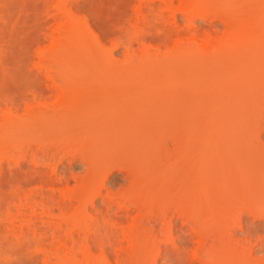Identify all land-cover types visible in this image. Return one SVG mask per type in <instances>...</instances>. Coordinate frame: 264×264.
<instances>
[{
  "label": "rangeland",
  "instance_id": "1",
  "mask_svg": "<svg viewBox=\"0 0 264 264\" xmlns=\"http://www.w3.org/2000/svg\"><path fill=\"white\" fill-rule=\"evenodd\" d=\"M183 1L174 0V6L171 9H164L161 1L150 0L149 3L153 9L148 16H144L135 13L139 0H0V264H176L178 262L190 264L181 259L182 254L181 256L175 254V249L178 251L182 248L179 247L180 242L175 241V244L179 246L172 244L174 243L172 240L174 238L177 240L179 237L176 226L178 227L179 222L181 223V217L175 216L176 212L173 208L181 205V209L178 206L181 211L185 209L189 212L190 208L194 207L200 211L198 206L203 210L206 208L205 205L209 204L206 202L209 195L208 201L210 202L213 197L212 202H215L209 204L206 212L200 211L201 213H207L206 216L211 217L216 215V213L210 215L212 205H214L213 212L215 208V212L218 209V213L229 206L228 208L233 209L228 210L231 216L233 215L231 212L234 211L235 215V211L238 210V204L242 208L244 195L247 197L249 195L246 194L261 189V192H264V179L261 180V176L264 178V163H261L264 162V80L261 83V79H264V65L262 66L264 64V45L262 44L264 43V39L262 41L264 0H191V2L194 1L191 5L204 7L207 13L204 16L201 11L205 9H199L202 16L195 15L192 23H189L190 17L189 19L181 13L180 9L185 8L184 5L187 7L186 4L190 3L188 0ZM141 2L145 3L144 0ZM158 13H161L163 19L169 22L176 20L174 31L163 28V24L160 25V22L155 19ZM178 32H180L179 35ZM261 45L263 47H260ZM182 47L190 50L186 54L179 53L177 49L182 51L184 49ZM258 48L263 51H259ZM257 66L263 70L259 69L263 77L258 72L255 73L258 70ZM248 70L253 71V74L250 75L251 72L248 73ZM242 72L245 74L243 75ZM226 102H229L230 106ZM246 126H248L247 129H245ZM188 129L191 131L189 132ZM254 130L257 134L255 136ZM189 135L192 139H189ZM247 135L250 136L247 137ZM233 137L237 138L234 140ZM178 138L181 141L182 139L190 141L186 148L181 144L184 147V149L181 147L182 151L179 145L180 151L177 154L178 149L175 146L181 143ZM173 139L174 141L178 139V144ZM256 139L261 145H259L260 148ZM185 142L188 143V141ZM182 143L186 144L184 141ZM234 144L237 146L236 149H233ZM203 147H207L206 150L202 149ZM190 149L193 150H191L193 154ZM200 150L202 154H207H203V157L206 156L205 160L200 155ZM186 151L191 157L186 156ZM183 154L191 161L184 160ZM177 155L183 159H179ZM208 155L211 156L209 160H207ZM96 159H98L96 162L100 161L101 165L98 164L101 169L99 173L100 169L95 165ZM176 159L177 162H174ZM222 161L227 162L222 163ZM205 162L207 171L204 168V171L201 169L202 171L198 172L196 167H199V170L204 167ZM219 162L222 164L220 165ZM180 163L182 167L179 166ZM177 164H179L178 167ZM179 167L181 171H176ZM255 167L259 168L260 174H257ZM194 168L196 173H193ZM252 169L255 170L257 179H254L255 174ZM220 171L222 174L227 171L228 173L225 174L228 176L231 174V179L223 174L226 180L221 182ZM84 172L86 175H82ZM201 172H203L202 176H200ZM206 172L207 174L209 172V177L204 175ZM212 172H216L217 178ZM198 173L200 174L197 175ZM126 174L127 177L131 174L128 181ZM181 175L187 176L186 178L190 180L181 178ZM204 176L206 179L205 181L202 179V182L201 178ZM97 177H101L102 180ZM95 179L100 181L97 182ZM92 180L95 182L93 183ZM142 181L145 185L147 183L150 192L147 191V186L146 188L142 186ZM188 181L193 182L194 185ZM251 181H255L254 184ZM89 182L91 186H88ZM226 182L230 185L229 187L228 184H223ZM198 183L203 187V183H206L205 189L206 185H208L207 188L213 189L209 192L208 188L207 192H204L205 189L201 188L204 191L200 193ZM231 183L235 188L239 184L237 186L239 189L232 188ZM183 184L187 185L189 191L187 189L185 191L187 187H183ZM196 184L199 193L192 191ZM96 185L98 188H95ZM141 186L142 192L141 188L139 190ZM107 187L108 190H112V195L118 198L115 199L112 196L116 201L109 198L110 203L115 204H109L110 206L107 205L108 207L105 208L103 207L105 203L101 205L97 203L100 196L96 192L100 188L99 192H104L106 196ZM179 187H182L180 193H178ZM246 187L251 188V192ZM173 189L176 190L171 193ZM84 190L85 193H83ZM237 190L241 191L240 194L244 192V195L237 197L239 194ZM113 191L114 193L117 191L118 196H116L117 193L113 194ZM80 192L85 195L81 196ZM109 192L111 194V191ZM143 192L146 194L143 195ZM203 193L208 195L204 197ZM171 194L175 195H173L174 198ZM197 194L199 197L194 202ZM228 194L235 197L230 200L235 201L237 197L236 201H238L241 197L242 201L236 204V201L231 202L228 199L229 204L233 203V208L229 204L224 207L219 206L221 210L224 208L220 211L217 206L221 204L220 196L223 195L222 198L227 201L226 197L232 198ZM88 196L95 199L92 206L89 201L91 197ZM203 198L206 200L204 201ZM217 198L220 200L216 202ZM142 201L143 207H146L144 210L148 209L146 215L155 210L153 215L147 218L145 214L144 217L140 216L144 211L140 208ZM124 202L129 203L126 204L129 207H126ZM96 205L105 208L103 211L98 207V212H107L95 213ZM107 208L109 209L106 210ZM153 208L154 210L151 211ZM157 209V213L161 210L159 214L156 213ZM165 209L169 212L163 217L164 214L161 212H166ZM119 211H126L124 213L127 218ZM170 211H174V214ZM137 212L139 218L136 217ZM223 213L226 215V212H222L219 214L220 218L224 216ZM99 214L102 216L107 214L111 220H117L116 214H120V219L117 222L110 221L107 215L108 218L105 216L103 218ZM160 215L163 218L173 217L172 223L175 218L177 220L175 219L173 223L175 225L173 228L176 230L172 231V235L176 237L173 236L174 238L168 241L161 240L159 247L154 245L155 240L149 241V239L152 238L150 235L154 228L158 229L157 231L155 229L156 233L158 232L157 235H163L159 230L163 226L162 222L159 220L154 224L150 222L152 218L161 217ZM217 216L214 218L217 219ZM227 216L224 218L230 217ZM248 217V220L253 221L251 215ZM105 218L107 224L104 222ZM143 218H146L144 220L146 230L141 220ZM214 218L212 221L215 220L214 223H216L217 220ZM97 220H99L98 223ZM167 220L164 219V221ZM223 220L228 219H221L220 222ZM108 221L111 225L114 222L118 223V226L113 224L116 227V233L113 225H109ZM132 221H135V224L138 222L139 226L131 225ZM99 222H103L102 228ZM104 223L108 225L106 232H104L106 230ZM121 223L124 224L121 225ZM185 225L183 228L188 229L189 226ZM121 226L125 233L123 231L121 233ZM127 227L129 230L130 227L135 228L134 230L140 227L141 229L135 232L132 229L131 234ZM98 228L104 235L98 236L97 239L96 236L101 235ZM148 229L147 234L143 232ZM223 229L227 230L222 231L227 235L228 229L226 227ZM108 231L117 235L113 237L118 238L117 244L115 239H109L113 234L110 236ZM150 231H152L151 234ZM235 232L236 237H243L242 230L236 229ZM262 232L260 230L259 234L261 235ZM105 233H108L107 236L110 237H107ZM148 234L149 239H147ZM223 234L226 237L225 233ZM252 236L256 237V235ZM94 237L97 240L94 239V241ZM99 237L112 240L110 245L116 244L115 247L110 246L106 240H104L106 243L102 240L104 242L102 244ZM130 237L132 239L129 241L133 242L132 244L128 243ZM208 241H205V244ZM190 243L186 246L187 253L185 249L186 255L190 256L196 252L202 254L204 248L201 250V247L208 246L199 245L196 241ZM142 244H144L143 247ZM182 244L185 245L184 242ZM102 246L104 248L101 249ZM103 249L107 250L102 251ZM263 251H256L257 257L259 252H262V255L260 254L262 257ZM169 252L173 254L172 258L176 256L177 261L169 258L176 261L175 263L166 257L171 256ZM194 262L201 263L199 259L193 260L192 263ZM244 262L241 264H253L249 261Z\"/></svg>",
  "mask_w": 264,
  "mask_h": 264
},
{
  "label": "bare ground",
  "instance_id": "2",
  "mask_svg": "<svg viewBox=\"0 0 264 264\" xmlns=\"http://www.w3.org/2000/svg\"><path fill=\"white\" fill-rule=\"evenodd\" d=\"M141 1H142V0H139V2H138V6H137V8H136V10H135V13H136V14H143L144 16H148V13L153 9V8L151 7L150 3H149L150 0H147V1L144 0L145 3L141 2ZM158 1H161V2L164 4V9H171V8L174 6V2H173L174 0H158ZM179 1H180V0H179ZM182 1H183V0H182ZM188 1H189L190 3H189V4H186L187 7L184 5L185 8L182 7L183 9L181 8L180 10H181V13H182L183 15H185L186 17L188 16L187 18H189V17L191 18V22L189 21V23H192V22L194 21L193 19H194V16H195V15H196V16L198 15V16L200 17V15L202 16V14H203L204 16L207 14V13H205L206 9H205L204 7H201V6L197 7L198 5H196V6L194 7L193 5H191L194 1H193V2H191V0H188ZM188 1H186V2H188ZM183 2H184V1H183ZM193 4H194V3H193ZM188 5H189V6H188ZM196 7H197L198 10L196 9ZM143 8H145L147 11H145ZM202 8H204L205 10H202ZM199 9L202 10V11H201L202 14L199 13V12H200ZM203 11H204V13H203ZM198 16H197V17H198ZM204 16H203V17H204ZM180 17H181V16H180ZM190 18H189V19H190ZM155 19H156L157 21L160 22V25L163 24V26H164V27L162 26L163 28H166V29H168V30H170V31H174V29H175V25H176V20H174L173 22H169V21H167L166 19H163V16H162L161 13L156 14V15H155ZM162 19H163V20H162ZM263 23H264V22H263ZM191 25H192V24H191ZM193 25H194V24H193ZM179 33H180V32H178V35H179ZM261 36H263V35H261ZM258 37H259V36H258ZM263 39H264V37L262 38V41H263ZM260 40H261V37H260ZM257 41L259 42V40H257ZM260 43H261V41H260ZM262 44L264 45V43H262ZM260 47H263V46L261 45ZM182 48H184V47H182ZM182 48H181V49H182ZM256 48H257V46H256ZM181 49H180V50H181ZM184 49H185V50H184ZM184 49H183L182 51H179V49H177V50H178L179 53L181 52V53H183V54H186V52L190 50V49H188V48H184ZM258 49H260V48H258ZM256 50H257V49H256ZM172 51H174V49H172ZM259 51H263V50L260 49ZM170 52H171V51H170ZM174 52H175V51H174ZM174 52H172V53H174ZM178 52L176 51L177 56L179 55ZM166 53H167V52H166ZM172 53H170V54H172ZM260 53H261V52H260ZM262 53H263V52H262ZM174 54H175V53H174ZM183 54H181V55L183 56ZM166 55H167V54H166ZM168 55H169V52H168ZM168 55H167V58H168ZM169 56H170V55H169ZM257 65H258V64H257ZM263 65H264V64H262V66H263ZM259 66H261V64H259ZM262 66H261V69H262ZM255 67H256V66H255ZM255 67H254V68H255ZM254 68H253V69H254ZM257 68H258V66H257ZM253 69H251V70H253ZM255 69H256V68H255ZM259 69H260V67L258 68L257 71H255V73H256V72L259 73V72H260ZM261 69H260V70H261ZM263 69H264V67H263ZM251 70H248V73L251 72ZM253 71H254V70H253ZM253 71L250 73V75L253 74ZM261 71H263V70H261ZM245 72H247V70H246ZM263 72H264V71H263ZM242 74L244 75L245 73L242 72ZM256 74H257V73H256ZM259 74H261L260 76L263 77V76H262V75H263L262 73H259ZM259 74H258V75H259ZM246 77H247V75H246ZM255 77H256V76H255ZM244 78H245V76H244ZM248 78H249V77H248ZM251 78H252V77H251ZM256 78H258V77H256ZM259 78H260V77H259ZM249 79H250V78H249ZM260 79H261V78H260ZM260 79H259V80H260ZM252 80H253V79H252ZM256 80H257V79H256ZM262 80H264V79H263V78L261 79V83H262ZM246 81H248V79H247ZM257 81H258V80H257ZM258 82H260V81H258ZM261 83H260L259 85H261ZM257 84H258V83H257ZM262 88H263V86H262ZM263 90H264V89H263ZM257 91H258V90H257ZM260 92H262V91H260ZM226 103H227V102H226ZM227 105H229V102L227 103ZM229 106H230V105H229ZM178 108H179V107H178ZM181 108H182V107H181ZM183 108H184V107H183ZM226 108H227V107H226ZM186 109H187V108H186ZM186 109H185V110H186ZM229 109H230V108H229ZM182 110H183V109H182ZM180 112H182V111L180 110ZM179 118H180V115H179ZM261 122H262V121H261ZM259 123H260V122H259ZM253 126H255V125H253ZM236 127H237V126H236ZM242 127H243V126H242ZM247 127H248V126H246L245 129H247ZM256 127H257V126H256ZM259 127H260V126H259ZM262 127H263V126H262ZM233 128H234V127H233ZM233 128H232V129H233ZM263 128H264V127H263ZM263 128H262V129H263ZM255 129H256V128H255ZM257 129H258V128H257ZM259 129H260V128H259ZM188 130H189V132L191 131L190 129H188ZM218 130H219V129H218ZM218 130H217V131H218ZM235 130H236V129H235ZM239 130H240V129H239ZM186 131H187V129H186ZM231 131H232V130H231ZM237 131H238V130H237ZM241 131H242V129H241ZM241 131H240V132H241ZM247 131H248V130H247ZM249 131H250V130H249ZM238 132H239V131H238ZM238 132H236V133H238ZM243 132H244V131H243ZM243 132H242V133H243ZM245 132H246V131H245ZM253 132H255V134L253 133L254 136L257 135L255 130H254ZM181 133H183V132H181ZM219 133H220V132H219ZM248 133H249V132H248ZM251 133H252V132H251ZM187 134H189V133L187 132ZM214 134H215V133H214ZM226 134H228V133H226ZM230 134H234V133H230ZM185 135H186V134H185ZM190 135L192 136L191 133H190ZM190 135H189L188 137H189V139H192V138H190V137H191ZM218 135H219V134H218ZM218 135H217V136H218ZM235 135H236V134H235ZM181 136H183V135L181 134ZM223 136H224V135H223ZM225 136H226V135H225ZM238 136H239V135H238ZM243 136H245V135L243 134ZM249 136H250V135H247V137H249ZM178 137H179V136H178ZM214 137H215V136H214ZM231 137H232V136H231ZM239 137H240V136H239ZM256 137H258V136H256ZM175 138H176V137H175ZM175 138H174V139H175ZM184 138H185V137H184ZM186 138H187V137H186ZM212 138H213V137H212ZM236 138H237V137H233L234 140H235ZM174 139H173V141H174ZM178 139H179V140H178ZM178 139H176L175 141H176V142H177V140H178V141H181L180 138H178ZM233 139L231 138L232 141H233ZM240 139H241V138H240ZM248 139H249V138H248ZM258 139H259V138H258ZM182 140H183L184 143H186V144L184 145V144L182 143L183 141H181L180 144H178V142H177L176 144H178V145L175 146V147H177V149H178L179 145H180V148H179L180 150H181V147H182V149H184V147L186 148L187 144H189V141H190V140H188V139H187V140L182 139ZM213 140H214V139H213ZM229 140H230V139H229ZM256 140H257V139H256ZM173 141H172V144H173ZM175 141H174V142H175ZM185 141H188V143L185 142ZM227 141H228V140H227ZM227 141H226V143H227ZM232 141H231V142H232ZM243 141H244V140H243ZM215 142H217V141H215ZM222 142H223V141H222ZM228 142H229V141H228ZM240 142H242V141H240ZM244 142H245V141H244ZM248 142H249V140H248ZM251 142H253V141L251 140ZM254 142H255V141H254ZM260 142H261V140H260ZM232 143H233V142H232ZM232 143H231V145H232ZM261 143H262V142H261ZM181 144H182L184 147H183ZM222 144H223V143H222ZM248 144H249V143H248ZM251 144H252V143H251ZM257 144H258V140H257ZM263 144H264V141H263ZM223 145H224V144H223ZM227 145H229V143H228ZM244 145H245V144H244ZM259 145H260V143L258 144V147H259ZM260 146H261V145H260ZM172 147L174 148V145H173ZM227 147H228V146H227ZM227 147H226V148H227ZM236 147H237V146H235V144H234L233 149H236ZM262 147H263V145H262ZM173 148H172V149H173ZM191 148H192V147H191ZM205 148H207V147H203L202 149L206 150ZM226 148H225V149H226ZM259 148H260V147H259ZM179 149L177 150V154L179 153L178 151H180ZM229 149H230V147H229ZM237 149H238V148H237ZM249 149H250V148H249ZM262 149H263V148H262ZM191 150H192V149H190V152H191ZM216 150H218V148H217ZM231 150H232V149H231ZM245 150H246V149H245ZM245 150H243V151H245ZM175 151H176V150H175ZM175 151H174V153H175ZM181 151H182V150H181ZM192 151H193V150H192ZM207 151H208V150H207ZM209 151H210V149H209ZM227 151H228V150H227ZM227 151H225V153H226ZM232 151H233V150H232ZM234 151H235V150H234ZM262 151H263V150H262ZM262 151L260 152L261 154H262ZM205 152H206V151H205ZM215 152H216V151H215ZM247 152H248V151H247ZM249 152H251V151H249ZM253 152H254V151H253ZM258 152H259V151H258ZM200 153H201V150H200ZM228 153H229V152H228ZM241 153H242V152H241ZM245 153H246V151H245ZM55 154H56V153H55ZM175 154H176V153H175ZM184 154H185V152H184ZM184 154H183V157H184ZM191 154H193V153L191 152ZM203 154H206V153H203ZM203 154L201 153L200 155H201L202 158H204V160H205V159H206V156L203 157ZM214 154H215V153H214ZM229 154H230V153H229ZM52 155H54V154H52ZM52 155H51V156H52ZM206 155H207V154H206ZM211 155L214 156L213 154H211ZM225 155H226V154H225ZM247 155H248V154H247ZM186 156H187V157H189V156L191 157V155H188V152H187V151H186ZM218 156H219V155H218ZM231 156H232V155H231ZM57 157H58V156H57ZM60 157H61V156H60ZM175 157H176V156H175ZM175 157H174V158H175ZM177 157L179 158V155H177ZM181 157H182V156H181ZM207 157H208L207 160H209V159L211 158V156L209 157V155H208ZM222 157H223V156H222ZM249 157H250V156H249ZM259 157H260V156H259ZM259 157H257V158H259ZM58 158H59V157H58ZM58 158H57V159H58ZM178 158H177V159H178ZM202 158H201V159H202ZM219 158H220V157H219ZM224 158H225V157H224ZM226 158H228V157H226ZM231 158H232V157H231ZM247 158H248V157H247ZM177 159H176L174 162H177ZM179 159H181V158H179ZM182 159H183V158H182ZM182 159H181V160H182ZM185 159H186V158L184 157V160H185ZM188 159H189V158H187L186 160H188ZM212 159L214 160V158H212ZM229 159H230V158H229ZM261 159H262V158H261ZM58 160H59V159H58ZM97 160H98V159H96L95 162H96ZM99 160H100V159H99ZM181 160H180L179 162H181ZM221 160H222V158H221ZM225 160H226V159H225ZM227 160H228V159H227ZM237 160H238V159H237ZM237 160H235V161L237 162ZM251 160H252V159H251ZM85 161H86V160H85ZM88 161H89V159H88ZM189 161H191V160L189 159ZM201 161L203 162V159H202ZM210 161H211V160H210ZM210 161H209V163H210ZM228 161H230V160H228ZM232 161H234V160H232ZM255 161H256V159H255ZM259 161H260V160H259ZM263 161H264V160H263ZM99 162H100V161H98V163L96 162L97 164L94 163L96 166H98V168L101 166V165L99 164ZM104 162H105V161H103V165H105ZM172 162H173V161H172ZM183 162H185V161H183ZM183 162H182V163H183ZM213 162H214V161H213ZM223 162H227V161H222V163H223ZM240 162H241V161H240ZM260 162H261V161H260ZM92 163H93V162H92ZM187 163H189V162H187ZM217 163H218V162H217ZM217 163H216V165H218ZM222 163L219 162L220 165H221ZM261 163H264V162H261ZM94 164H92V165H93L94 168H95V165H94ZM98 164H99L100 166H99ZM106 164H109V163L106 162ZM183 164H184V163H183ZM185 164H186V162H185ZM204 164H205V165H204ZM235 164H236V163H235ZM237 164H238V163H237ZM253 164H254V163H253ZM86 165H87V164H86ZM178 165H179V164H177V167H178ZM181 165H182V164L180 163L179 166H181ZM186 165H187V164H186ZM192 165L194 166V164H192ZM192 165H191V166H192ZM214 165H215V164H214ZM225 165H226V164H225ZM227 165H228V164H227ZM240 165H241V164H240ZM258 165H260V163H258ZM258 165H257V167H260V166H258ZM261 165H262V164H261ZM106 166H107V165H105L104 167H106ZM123 166H124V165H123ZM173 166L176 167L175 164H173ZM184 166H185V165H184ZM193 166H192V167H193ZM203 166H204V167L200 168L199 170H198L199 167H196V168H197V171H198V172H199V171H202V170L204 171L205 166H207V165H206V162L203 163ZM209 166H210V165H209ZM222 166H223V165H222ZM222 166H221V167H222ZM262 166H263V165H262ZM84 167L86 168L87 166H84ZM91 167H92V166H91ZM91 167H90V168H91ZM120 167H122V166H120ZM120 167H119V168H120ZM181 167H182V166H181ZM181 167H179V169L176 170V171H181V169H180ZM192 167H190V168H192ZM200 167H201V166H200ZM211 167H212V166H211ZM224 167H225V166H224ZM224 167H223V168H224ZM257 167H255V169H256ZM85 168H84V169H85ZM96 168H97V167H96ZM101 168H102V167H101ZM125 168H126V167H125ZM183 168H184V167H183ZM187 168H188V167H187ZM190 168H189V169H190ZM214 168H215V167H214ZM227 168H228V167H227ZM231 168H232V167H231ZM237 168H238V166H237ZM250 168H253V167L250 166ZM263 168H264V166H263ZM99 169H100V168H99ZM102 169H103V168H102ZM121 169H122V168H121ZM123 169H124V168H123ZM134 169H135V168H134ZM136 169H137V168H136ZM176 169H177V168H176ZM201 169H202V170H201ZM205 169H206L205 171H207L208 167L205 168ZM217 169H219V167H218ZM221 169H222V168H221ZM221 169H220V170H221ZM242 169H243V165H242ZM258 169H259V168H258ZM258 169H256V170H257L256 172H257V174H260V172L258 171ZM87 170H89V169H87ZM87 170H86V171H87ZM91 170H92V168H91ZM111 170H112V169H111ZM118 170H119V169H118ZM194 170H195V168H194ZM194 170H193V171H194ZM238 170H240V169H238ZM238 170H237V171H238ZM252 170L254 171V174H255V170H254V169H252ZM252 170H251V171H252ZM261 170H262V168H261ZM261 170H260V171H261ZM86 171H85V172H86ZM89 171H90V170H89ZM183 171H184V169H183ZM187 171H188V169H187ZM187 171H186V172H187ZM190 171H191V170H190ZM193 171H192V172H193ZM214 171H215V170H214ZM218 171H219V170H218ZM221 171H222V170H221ZM221 171H220V172H221ZM253 171H252V172H253ZM85 172L82 173V175L85 174ZM99 172H101V169H100V171H98V173H99ZM103 172H104V171H103ZM118 172H119V171H118ZM131 172H132V171H131ZM210 172H211V171H210ZM216 172H217V171H216ZM216 172H212V173H213V175L216 176V178H217V175H216V174H218V172H217V173H216ZM226 172H227V171H226ZM226 172H223V174H225ZM231 172H232V171H231ZM234 172H235V171H234ZM242 172H243V171H242ZM252 172H251V173H252ZM86 173H87V172H86ZM108 173H109V172H108ZM110 173H111V172H110ZM129 173H130V172H129ZM129 173H128V175H129ZM177 173H178V172H177ZM183 173L185 174V172H183ZM193 173H196V170H195V172H193ZM193 173H192V174H193ZM215 173H216V174H215ZM227 173H228V172H227ZM248 173H249V172H248ZM251 173H250V174H251ZM95 174H96V173H95ZM131 174H132V173H131ZM131 174H130L129 177H131ZM188 174L190 175V173H188ZM199 174H200V173H198L197 175H199ZM208 174H209V172H208ZM208 174H207V172H206V174L204 173V175H208ZM221 174H222V172L220 173L221 178L224 177V178L221 179L220 176L218 175L219 178H220V179H219V178H218V179H219L220 181L222 180L221 182H224L223 180H224V179L226 180V178L230 177V175H231V174H230V175L228 176V175L225 174V175H226V178H225V175L222 174V175H223V176H222ZM85 175H86V174H85ZM87 175H89V174H87ZM186 175H187V174H186ZM197 175H196V177H197ZM202 175H203V172H201V175H200V176H202ZM209 175H210V174H209ZM209 175H208V177H209ZM238 175H239V174H238ZM238 175H237V176H238ZM240 175H242V174H240ZM97 176H98V175H97ZM179 176H180V175H179ZM182 176H183V177H182ZM211 176H212V175H211ZM227 176H228V177H227ZM244 176H245V175H244ZM129 177H127V174H126V180H127V181L129 180V179H128ZM184 177H185L184 175H181V178H184ZM186 177H187V176H186ZM186 177H185V178H186ZM194 177H195V176H194ZM233 177H234V176H232V179H233ZM250 177H251V176H250ZM253 177H254V176H253ZM256 177H258V176H256V174H255V178H254V179H257ZM261 177H262L261 180H263V179H264L263 176H261ZM87 178H88V177H87ZM95 178H96V177H95ZM98 178H99V177H97V179H98ZM100 178H101V177H100ZM100 178H99V179H100ZM133 178H134V177H133ZM133 178H132V179H133ZM143 178H145V177H143ZM198 178H199V176H198ZM213 178H214V177H213ZM238 178H239V177H238ZM244 178H245V177H244ZM82 179H83V178H82ZM84 179H85V178H84ZM93 179H94V178H93ZM186 179H188V178H186ZM202 179L205 181L206 177L204 176V178H203V177L201 178V181L203 182ZM214 179H215V178H214ZM230 179H231V177H230ZM245 179H247V178H245ZM245 179H244V180H245ZM254 179H253V180H254ZM258 179H259V178H258ZM79 180H80V179H79ZM101 180H102V178H101ZM142 180H143V179H142ZM179 180H180V179H179ZM183 180H184L185 182L187 181V180H185V179H183ZM188 180H190V179H188ZM198 180H200V179H198ZM227 180H228V179H227ZM233 180H234V179H233ZM259 180H260V179H259ZM93 181H94V180H92V182H93ZM95 181H97V180L95 179ZM95 181H94V182H95ZM99 181H100V180H99ZM99 181H97V182H99ZM104 181H105V180H104ZM135 181H136V180H135ZM176 181H177V180H176ZM191 181H192V180H191ZM201 181H199V182L201 183ZM215 181H216V180H215ZM220 181H219V182H220ZM228 181H230V180H228ZM247 181H248V180H247ZM94 182H93V183H94ZM97 182H96V184H97ZM142 182H143V181H142ZM179 182L181 183V181H179ZM185 182H184V183H185ZM188 182L191 183L190 181H188ZM193 182H195V181L193 180ZM193 182H192V183H193ZM221 182H220V183H221ZM235 182H236V181H235ZM249 182H250V181H249ZM251 182L254 184L255 181H254V182L251 181ZM90 183H91V182H89L88 186L90 185ZM138 183H139V182H137V184H138ZM145 183H146V181H145ZM192 183H191V185H194V183H193V184H192ZM207 183H211V181H210V182L207 181ZM212 183H213V182H212ZM237 183H239V181H238ZM237 183H236V184H237ZM240 183H241V182H240ZM252 183H251V188H252ZM260 183H262V182H260ZM263 183H264V182H263ZM98 184H99V183H98ZM135 184H136V183H135ZM186 184L189 185L188 183H186ZM205 184H206V183H205ZM205 184L203 183L204 187H205ZM216 184H217V183H215V185H216ZM223 184H228V182L223 183ZM233 184H235V183H233ZM242 184H243V183H242ZM255 184H256V186H258V185H257V182H256ZM91 185H92V184H91ZM91 185H90V186H91ZM93 185H94V184H93ZM102 185L105 186L104 184H102ZM109 185H110V184H109ZM116 185H117V184H116ZM125 185H126V184H125ZM143 185L145 186V188H146V186H147V187H148V188H147V191H149V190H148V189H149V186L147 185V183H146V185H145L144 182H143L142 186H143ZM157 185H158V184H157ZM181 185H182V184H181ZM183 185H184V184H183ZM187 185H184L183 187H187ZM200 185H202V183H201ZM200 185H199V183H198V187H199ZM213 185H214V183H213ZM217 185H218V184H217ZM220 185H221V184H219V186H220ZM231 185H232V183H231ZM245 185H246V184H245ZM248 185H249V184H248ZM248 185H247V187H250V186H248ZM97 186H98V185H96L95 188H98ZM142 186L139 187V190H140V188H141V190H140L141 192L143 191V190H142V189H143ZM162 186H163V185H162ZM164 186H165V185H164ZM207 186H208V185H206V189L209 188V192H210V190L213 189V188H211V187H208V188H207ZM211 186H212V185H211ZM227 186L229 187L230 185L228 184ZM232 186H233V185H232ZM237 186H239V184H238ZM237 186H236V188H238ZM242 186H243V185H242ZM242 186H241V187H242ZM253 186H254V185H253ZM85 187H86V186H85ZM101 187H102V186H101ZM160 187H161V186H160ZM191 187H192V186H190V188H191ZM198 187H197V184H196V186L193 187L194 189L192 188V189H193L192 191H194V192L197 193V192H198ZM204 187H203V186H200L199 189H201V188L203 189ZM214 187L217 188V186H214ZM222 187H223V185H222ZM224 187H225V186H224ZM241 187H240V190H241ZM247 187H246V188H247ZM91 188H92V187H91ZM137 188H138V186H137ZM158 188H159V186H158ZM158 188H157V189H158ZM164 188H165V187H164ZM164 188H163V189H164ZM174 188H175V187H174ZM195 188H196V189H195ZM216 188H214V189H216ZM225 188H227V187H225ZM225 188H224V189H225ZM232 188H235V186H233ZM236 188H235V189H236ZM251 188H250V189L247 188V190L251 192ZM254 188H255V187H254ZM261 188H263V186H262ZM101 189H102V188H101ZM104 189H105V187H104ZM108 189H109V188L107 187V191H108V193H107L106 196L103 194L104 192H103V193H102V192H99V191H100V188H99V191L96 192V193L100 196V198H98V202H97V203H98L99 205L105 203L106 205L103 206V207H105V208H106V206L109 205V204H115V203H110L109 198H110V199H113V198H112L113 195H112V190H108ZM122 189H123V188H122ZM178 189H179L178 193H180V190L182 189V187H179ZM178 189H177V190H178ZM183 189H184V188H183ZM186 189L189 191L188 187L185 188V191H187ZM202 189H201V191H199L200 193H201L202 191H204V190H202ZM204 189H205V188H204ZM206 189H205L204 192H207ZM219 189H221V191L223 192V190H222L221 187H219ZM230 189H231V188H230ZM235 189H234V193L236 192ZM238 189H239V188H238ZM243 189H245V188L243 187ZM256 189H259V188H256ZM102 190H103V189H102ZM113 190H115V189H113ZM116 190H117V189H116ZM119 190H120V189H119ZM119 190H118V191H119ZM124 190H125V188H124ZM124 190H122L123 193H124ZM133 190H134V189H133ZM137 190H138V189H137ZM139 190H138V191H139ZM154 190H155V187H154ZM175 190H176V189H175ZM175 190L173 189L171 193H173V191H175ZM190 190H191V189H190ZM195 190H196V191H195ZM226 190H227V189H226ZM228 190H229V189H228ZM232 190H233V189H232ZM261 190H262V189H261ZM261 190H259V191H256V190L254 191V190H253L254 192H251V194H246V195H249V196H247V197L244 195V192H243V191H242L243 194H242V193L240 194L239 192H241V191L238 192V190H237V192L239 193V194H237L238 196L236 195L237 197H239V195H244V198H242V199H243V202L241 203L242 208L240 207V204H238L239 208H238V206H237V208H238V210H236V211H238V212H237V213H238V214H237V215H238L237 217H236V211H235V215H234V211H233V212H231V213H233V215L231 214V216H230V212H228V210H229V211H230V210L232 211L233 209L228 208L229 206H226L227 209L225 208L226 210H224V211H222L224 208H222V210H221V208H219V206H220V207H221V206L224 207V205H228V204H229L228 199L230 200V199L235 198V197H234V196H235L234 193H233V195H234L233 197H232V195H229V194H228V196H230V197H232V198H228V197H226V198H227V201H225V199L222 198V196L224 195V194L222 193L223 195L220 196V197H221L220 199H222V200L224 199V201L221 200L222 202L220 201V203H221V204H222L223 202H225V203H223V205H221V204H220V205H217V203H216V205L218 206V208L220 209V211H222V212H226V215H225V213H223L225 217H226L227 214L229 213L228 216H230V217L227 216L228 218H224L223 215H222V218H220L221 215H219V214H221L222 212L218 213V209H217V208H216V209H217L216 212H215V208H214V212H213V207H214V205H212L213 207L211 206V207H212V212L210 211V213H212V214H210V215H213V213H216V215H214V216L219 215V216H217V219H216V217L214 218V216H211V217H210V216L207 215V216L210 218V219H209V218L206 216L207 213L205 214V213H201V212H200V211H202V212L205 211V212H206V208H209L208 206H210L211 204H213V203L215 202V201L212 202L213 197H212V199H211L210 202L208 201V198H209L208 193H206L208 196L205 195V193H203L205 196L202 194L204 197H206V196L208 197V198H206L207 200H206V199H205V200H206V202H208V203L210 204V205L207 204L208 206H206V205L203 203V202L205 201L204 198H203L204 201H203L202 203H203V205H205V207H206L205 209L202 207L203 210H201V208L197 206V208H199L200 211L197 210V209L194 207V208H192V209L190 208V211H189V212H188V211L186 212L185 209H184V211H181V210H180V209H181V208H180L181 205H180V206L178 205L180 209L178 208V206L175 205L176 208H173V209H175V212H176V215H175V216L178 217V218L181 217V218H180V219H181V220H180L181 223H180L179 221H177V222H179V224H178V227L176 226V229H177L176 232H178V234H179V235H178V236H179L178 238L180 239L179 241H178V238H177V240L174 238V237H176V236L172 235V231H173V229H174V231L176 230L175 228H173V227H175V225H173V223H175L174 220H175L176 218L173 220V223H172V218L174 217V215H173V214H174V213H173L174 211H173V212L170 211V213H171V212L173 213V214H172L173 217L168 218V217H169V214H168V215H167V216H168V217H167L168 220H167L166 217L163 218V217L165 216V213L169 212V211H166L167 209H165L166 212H164V213H163V211L161 212L162 214H164L163 217H162V215H160L161 217H155V218H152L151 221L149 220V221L152 222L153 224H154L155 222H157L158 220L162 222L163 226H161V228H160L159 230H161L160 234L163 233V235H162V236H161V235H160V236L157 235L158 232L156 233V231H157L158 229H156V228H154V231H155V229H156V231H155L156 234L153 233L154 231H153V229L151 228L153 232L150 231V234H151V232H152V235H150V237L152 236V238L149 239V234H148V236H147L148 238H147V239H149V241H150V240L152 241V239L155 240V244H154V245L159 246V245H160L159 243L161 242V240H163V239L166 240V239H167L166 241H168V239H171V240H172V239L174 238V239L172 240V242H174V243H172V244L177 245V244H175V243H176L175 241H177V242H180V243H181V244L178 243V244L181 245V246H179V245H177V246H179L180 248L182 247L181 250H178V251L175 249V251H176L175 254L178 255V256H179L180 254H182V256L180 255V256L182 257L181 259H183V261L185 260L184 262H186V263L189 262L190 264H196L195 262L192 263L193 260L195 261L196 259H199V261H200L202 264H230V263H232V262H234V263L237 262L236 264H239V263L241 264V262H244V261H245L244 263H246L247 261H249L250 263L253 262V264H254V263H260V264H262V262L264 263V257H263L264 254H263L262 257H260V256L262 255V252H261V253L259 252V255H258L259 257H257V254L255 253L256 251H263V250H264V192H261ZM81 191H82V190H81ZM88 191H89V190H88ZM88 191H86V193H87ZM109 191H111V194H110ZM120 191H121V190H120ZM140 191H139V192H140ZM152 191H153V190H152ZM155 191H156V190H155ZM164 191H165V190H164ZM185 191H184V192H185ZM216 191H217V190H216ZM216 191H215V193H216ZM244 191L246 192V190H244ZM105 192H106V191H105ZM133 192H134V191H133ZM149 192H150V191H149ZM157 192H159V191H157ZM181 192H182V191H181ZM199 192H198V193H199ZM211 192H213V190H212ZM224 192H227V191H224ZM230 192H232V191H230ZM83 193H85V190H84ZM90 193H91V191H90ZM96 193H95V194H96ZM116 193H117V191H116ZM116 193H114V191H113V194H116ZM152 193H153V192H152ZM176 193H177V192H176ZM178 193H177V194H178ZM185 193H186V192H185ZM196 193H195V195H196ZM219 193H220V191H219ZM219 193H218V194H219ZM248 193H249V192H248ZM80 194H81V192H80ZM95 194H94V195H95ZM97 194H96L95 196H97ZM137 194H139V193L137 192ZM137 194H136V195H137ZM144 194H146V192H143V195H144ZM153 194L156 195L155 193H153ZM182 194H184V193H182ZM186 194H187V193H186ZM191 194H192V196L194 197L193 193H191ZM225 194H226V193H225ZM230 194H231V193H230ZM235 194H236V193H235ZM83 195H85V194H81V196H83ZM143 195H142V193H141V197H143ZM147 195H148V193H147ZM164 195H165V194H164ZM171 195H172V197H173L174 194H171ZM171 195H169V196H171ZM197 195H198V196H195L194 202H196V198L199 197V194H197ZM211 195L213 196L214 193L211 194ZM220 195H221V194H220ZM226 195H227V194H226ZM116 196H118V193L116 194ZM123 196H124V195H123ZM125 196H127V195H125ZM125 196H124V197H125ZM139 196H140V194H139ZM139 196H137V197H139ZM174 196H175V195H174ZM215 196L217 197V194H216ZM84 197H85V196H84ZM88 197H91V196H88ZM92 197H94V196L92 195ZM92 197H91V199L89 200V201H91V202H90V203H91V206L94 204V201H95V199L92 198ZM113 197L115 198V195H114ZM119 197H121V196L119 195ZM124 197H122V198H124ZM147 197H148V196H147ZM157 197H158V196H157ZM157 197H156V198H157ZM181 197H182V196H181ZM181 197H180V198H181ZM200 197H201V194H200ZM224 197H225V196H224ZM237 197H236V199H237ZM242 197H243V196H242ZM77 198H78V197H77ZM117 198H118V197H117ZM117 198H115V199H117ZM134 198H135V197H134ZM173 198H174V197H173ZM189 198H191V195H190V194H189V196H188V199H189ZM210 198H211V197H210ZM78 199L80 200L81 198H78ZM115 199H113V200H115ZM200 199H201V198H200ZM218 199H219V198L216 199V202H217ZM220 199H219V200H220ZM236 199H235V201H236ZM119 200H121V199H119ZM132 200H133V197H132ZM136 200H137V198H136ZM136 200H134V202H135ZM146 200H147V199H146ZM151 200H152V199H151ZM154 200H155V199H154ZM176 200H177V199H176ZM180 200H181V199H180ZM189 200H190V199H189ZM115 201H116V200H115ZM117 201H118V200H117ZM158 201H160V199H159ZM165 201H166V200H165ZM183 201H184V200H183ZM187 201H188V200H187ZM200 201H201V200H200ZM230 201L233 202L234 200H230ZM235 201H234V202H235ZM239 201H242V200H241V197H240V199H238V201H236L235 203L237 204V202H239ZM61 202H63V201H61ZM84 202H85V201H84ZM112 202H114V201H112ZM129 202H130V201H129ZM132 202H133V201H132ZM132 202H130V203H132ZM134 202H133V203H134ZM140 202H141V201H140ZM144 202H145V201H144ZM162 202H163V201H162ZM181 202H182V201H181ZM181 202H179V203H181ZM185 202H186V200H185ZM189 202H190V201H189ZM211 202H212V203H211ZM227 202H228V203H227ZM82 203H83V202H82ZM82 203H81V204H82ZM85 203H86V202H85ZM87 203H88V202H87ZM90 203H89V204H90ZM192 203H193V202H192ZM226 203H227V204H226ZM239 203H240V202H239ZM62 204H63V203H62ZM69 204H70V203H69ZM121 204H122V203H121ZM123 204H125V202H124ZM123 204H122V205H123ZM126 204H129V203H126ZM126 204H125V205H126ZM139 204H140V203H139ZM146 204H147V202H146ZM146 204H145V206H146ZM148 204H149V203H148ZM148 204H147V206H149ZM177 204H178V203H177ZM181 204H183V202H182ZM185 204H186V203H185ZM185 204H184V206H185ZM218 204H219V202H218ZM236 204H235V205H236ZM60 205H61V204H60ZM125 205H124V207H125ZM130 205H131V204H130ZM143 205H144V204H143V201H142V205L140 204V208H143V210H144V208L146 209V207H143ZM151 205H152V202H151ZM151 205H150V206H151ZM193 205H194V204H193ZM193 205H192V206H193ZM198 205H199V202H198ZM200 205H201V204H200ZM229 205L232 207V206H233V203H232V205H231V204H229ZM235 205H234V206H235ZM63 206H64V205H63ZM66 206H67V205H66ZM83 206H84V205H83ZM85 206H86V205H85ZM96 206H97V205H96ZM109 206H110V205H109ZM113 206H114V205H113ZM160 206H161V205H160ZM201 206H202V205H201ZM217 206H215V207H217ZM98 207H100L102 210L105 209V208H103L102 206H97L96 210H94L95 213L98 212V210H97ZM107 207H108V206H107ZM115 207H117V206H115ZM122 207H123V206H122ZM126 207H129V205H128V206L126 205ZM138 207H139V205L137 206V209H138ZM152 207H153V206H152ZM186 207L188 208L189 206H186ZM190 207H191V206H190ZM211 207H210V208H211ZM235 207H236V206H235ZM235 207H234V208H235ZM65 208H66V207H65ZM91 208H92V207H91ZM140 208H139V211H138L139 213H140ZM149 208H150V207H149ZM232 208H233V207H232ZM237 208H236V209H237ZM78 209H79V208H78ZM101 209H100V211H101ZM108 209H109V208H107L106 210H108ZM111 209H112V211H114L113 208H111ZM111 209H110L109 211H111ZM163 209H164V208H163ZM173 209H172V210H173ZM76 210H77V208H76ZM76 210H75V211H76ZM121 210H123V208H122ZM125 210H126V208H125ZM133 210H134V209H133ZM147 210H148V209H147ZM147 210H146V211L144 210L145 212L142 211L143 213L140 214V216L143 215V217H144V214L146 215ZM149 210H150V209H149ZM152 210H154V208L151 209V211H152ZM161 210H162V208H161ZM161 210H160V211H161ZM207 210H208V209H207ZM209 210H210V209H209ZM209 210H208V211H209ZM82 211H84V209H83ZM103 211H104V210H103ZM103 211H102V212H103ZM109 211H108V212H109ZM112 211H111V213H112ZM131 211H132V210H131ZM154 211H155V210H154ZM154 211L150 212L151 214L148 213V214L146 215V218H147V216H149V215H153L152 213H154ZM157 211H158V209L156 210V213H157ZM160 211H159L157 214H159ZM102 212H98V213H102ZM106 212H107V211H106ZM106 212H103V213H106ZM119 212H120V211H119ZM119 212H117V213H119ZM124 212H126V211H124ZM124 212H120V213H122V214L125 215ZM138 212H137V214H138ZM148 212H149V211H148ZM199 212H200L201 214H200ZM227 212H228V213H227ZM49 213H50V212H49ZM51 213H52V211H51ZM103 213H102V214H103ZM107 214L111 215L110 213H107ZM107 214H106V215H107ZM122 214H121V216L123 217ZM202 214H203V215H202ZM208 214H209V212H208ZM244 214H246V215L244 216ZM48 215H50V214H48ZM51 215H52V214H51ZM92 215H93V214H92ZM99 215H100V217L102 216L101 214H99ZM106 215H103L102 217H103V218H104V216H105V217H107V216L109 217V215H107V216H106ZM112 215H113V214H112ZM112 215H111V216H112ZM117 215H118V217H117ZM119 215H120V214H116V219H117V218L120 219V218H119ZM127 215H128V213H127ZM172 215L170 214V216H172ZM201 215H202L203 218L201 217ZM204 215H205V217H207V218H205ZM249 215H251V216L253 217V219L251 218L253 221L248 220L249 217L247 218V216H249ZM57 216H58V215H57ZM93 216H94V218H95V215H93ZM121 216H120V217H121ZM138 216H139V214H138L136 217L139 218ZM158 216H159V215H158ZM243 216H244V217H243ZM108 217H107V218H108ZM125 217H126V215H125ZM136 217H135V219H137ZM212 217H213L214 219L217 220L216 223H214L215 220L212 221V219H213ZM234 217H236V218H234ZM109 218H110V219H108V220H110V221H116V222H117V220H118V219H117V220H111V217H109ZM123 218H124V217H123ZM126 218H127V217H126ZM126 218H125V220H126ZM146 218H145V219H144V218L141 219V220H143V224L146 222V221H144V220H146ZM243 218H244V219H243ZM101 219H102V218H101ZM114 219H115V218H114ZM121 219H122V218H121ZM164 219H166L167 221H164ZM218 219H219V220H218ZM221 219H228V220H226V221L223 220L222 222H225V223H222V222H220ZM103 220H104V219H103ZM123 220H124V219H123ZM138 220H139V219H138ZM138 220H137V221H138ZM176 220H177V219H176ZM98 221H99V220H97L96 222L98 223ZM106 221H107V220H106V218H105V221H104V222L106 223ZM110 221H108V224L111 223ZM218 221L220 222L219 224L217 223ZM94 222H95V221H94ZM120 222H122V221H120ZM120 222H119V223H120ZM132 222H133V221H132ZM99 223H101V222H99ZM102 223H103V222H102ZM102 223H101V225H99L100 228H102V227H101V226H102ZM105 223H104L103 225H106V224H107V223H106V224H105ZM137 223H138V222H137ZM137 223L135 224V221H134L133 223H131V225H132V224L137 225ZM221 223H222V224H221ZM113 224H116V223L114 222ZM113 224H112V225H113ZM117 224H118V223H117ZM117 224H116V225H117ZM123 224H124V223H121V225H123ZM162 224H161V225H162ZM185 224H187V226H189L188 229L183 228L184 226H186ZM220 224H221V225H220ZM93 225H94V224H93ZM95 225H97V224H95ZM109 225H111V224H109ZM112 225H111V226H112ZM119 225H120V224H119ZM129 225H130V224H129ZM129 225H128V226H129ZM135 225H134V226H135ZM159 225H160V224H159ZM111 226H109L110 229H112ZM117 226H118V225H117ZM137 226H139V225H137ZM96 227H97V226H96ZM103 227L105 228V226H103ZM107 227H108V225H106V228H105L106 230H105L104 232L107 231V229H108ZM112 227H114L113 229L115 230L114 232L116 233V229H115L116 227H115V225H113ZM119 227H120V226H119ZM122 227H123V226H121V229H122ZM141 227H142V226H141ZM141 227H140L139 229H141ZM143 227H144V228H145V227L147 228V226H145V224H144ZM143 227H142L141 230H143ZM223 227H224V228L226 227V228L228 229L227 235H226V232H222V231L224 230ZM94 228H95V227H94ZM100 228H98V229H99V233H101ZM104 228H103V230H104ZM127 228H128L127 230H129V227H127ZM136 228H137V227H136ZM146 228H145V230H146ZM186 228H187V227H186ZM95 229H97V228H95ZM110 229H109V231H110ZM113 229H112V231H113ZM119 229H120V228H119ZM121 229H120V230H121ZM132 229H133V230H132ZM132 229H131V227H130L129 233H131V234H132V232H130L131 230L134 231V232L139 230V229L134 230L135 228H133V227H132ZM149 229H150V228H149ZM149 229H148L147 231L144 230L143 232H146V234H147V232H149ZM151 229H150V230H151ZM236 229H237V230H242V233H243V234H242V236H243L242 238L236 237L237 235H234V234H237V233L235 232ZM103 230H102V231H103ZM225 230H226V229H225ZM225 230H224V231H225ZM260 230L263 231V232L261 233V235L259 234V231H260ZM95 231H97V230H95ZM109 231H108V232H109ZM112 231L109 232V235H110V236L113 234ZM122 231H123V229L121 230V233H122ZM226 231H227V230H226ZM117 232H119V230H117ZM123 232H124V231H123ZM134 232H133V233H134ZM102 233H103V232H102ZM102 233H101V235H97L96 238H97L98 236H102V235H104V234H102ZM110 233H111V234H110ZM115 233H114V234H115ZM124 233H125V232H124ZM124 233H123V234H124ZM129 233H128V231H127L128 236H129ZM173 233H174V232H173ZM223 233H225L226 237H224V234H223ZM96 234H97V233H96ZM105 234H106V236H107L108 233H105ZM114 234H113V235H114ZM117 234H118V233H117ZM238 234H239V233H238ZM109 235H108L107 237H110ZM113 235H112L109 239H111V238L117 236V235H114V236H113ZM118 235H119V234H118ZM135 235H138V234L135 233ZM143 235H144V234H143ZM143 235H142V238L144 237ZM252 235H256V237L254 236L255 238H253ZM258 235H259V236H258ZM106 236H104V237H106ZM121 236H122V235H121ZM128 236H127V237H128ZM145 236H146V235H145ZM173 236H174V237H173ZM238 236H239V235H238ZM104 237H99V239L101 238V240H99V241L102 243L104 240H106V241H108L107 243H108L109 245L111 244L112 240H114V239H115V240L118 239V238H113L111 241H109V239H108V240H107V238L104 239ZM118 237H119V236H118ZM127 237H126V238H127ZM135 237H136V236H135ZM139 237H140V236H139ZM139 237H137V239H138ZM172 237H173V238H172ZM251 237H252L254 240L251 239ZM96 238L94 237L93 240L96 239ZM126 238H124V239H126ZM140 238H141V237H140ZM97 239H98V238H97ZM97 239H96V240H97ZM130 239H132V238H131V237L128 238V243H129V244H130V242H131V241H129ZM137 239H136V241H137ZM145 239H146V238H145ZM147 239H146V240H147ZM102 240H103V241H102ZM133 240H134V239H133ZM143 240H144V238H143ZM208 240H209V241H208ZM94 241H95V240H94ZM116 241H117V240H116ZM118 241H119V240H118ZM118 241L116 242V244L118 243ZM138 241H139V240H138ZM147 241H148V240H147ZM169 241H170V240H169ZM181 241H183V242L185 243V245H183V244H182L183 242H181ZM192 241H196L197 244L199 243V245H201V244L203 245V244H205V241H206V242L208 241V243L205 244V246H206V245H208V246L204 247V245H203V247H201V250H202V248H204V249L202 250V252L200 251L202 254H200L199 252H196V253H192V254H191L192 256H190V255H186V253H187V249H188L186 246H189L187 243L191 244L190 242H192ZM104 242H105V241H104ZM104 242H103V243H104ZM114 242H115V241H114ZM140 242H141V241H140ZM170 242H171V241H170ZM101 243H100V244H101ZM103 243H102V244H103ZM105 243H106V242H105ZM119 243H120V242H119ZM121 243H122V242H121ZM132 243H133V242H131V244H132ZM146 243H147V242H146ZM146 243H145V245H146ZM153 243H154V242H153ZM108 244H106V245H108ZM116 244H113L114 247H115ZM137 244H138V242H137ZM139 244H140V243H139ZM106 245H103V246L105 247ZM113 245H110V246H113ZM120 245H121V244H120ZM140 245H141V244H140ZM143 245H144V244H142V247H143ZM149 245H151V244L149 243ZM182 245H183V246H182ZM103 246L101 247V249L104 248ZM130 246H131V245H130ZM135 246H138V245H135ZM147 246H148V243H147ZM156 246H155V248H159V247H160V246H159V247H156ZM106 247L109 248V246H106ZM114 247H111V248L113 249ZM144 247H146V246H144ZM149 247H150V246H149ZM175 247H176V246H175ZM108 248H107V249H108ZM199 248H200V247H199ZM107 249H105V250H107ZM112 249H111V251H112ZM122 249H123V248L121 247V251H122ZM134 249H135V247H134ZM139 249H140V247H139ZM185 249H186V253H185ZM197 249H198V247H197ZM105 250L103 249L102 251H105ZM109 250H110V249H109ZM135 250H136V249H135ZM135 250H134V251H135ZM111 251H110V252H111ZM115 251H116V250H115ZM118 251H119V249H118ZM171 251H172V250H171ZM108 252H109V251H108ZM122 252H123V251H122ZM115 253H116V254H119V252H118V253L115 252ZM169 253L171 254V252H169ZM263 253H264V251H263ZM170 254H167V255H170ZM183 254H184V255H183ZM253 254L256 255V257H254ZM260 254H261V255H260ZM120 255H121V253H120ZM172 255H173V254H171V256H169V257L166 256V257L168 258V260L176 259V256L174 255L173 257H175V258H172ZM118 256H119V255H118ZM186 256H187V257H186ZM184 257H186V258H184ZM167 258H166V259H167ZM169 258H172V259H169ZM164 259H165V258H164ZM166 259H165V260H166ZM239 259H240V260L242 259L243 261L240 262ZM172 261H173V260H172ZM176 261H177V259H176ZM176 261H173V262L175 263ZM238 261H239V262H238ZM180 262H182V261H180ZM196 262H197V261H196ZM200 262H199V263H200ZM201 263H200V264H201ZM234 263H233V264H234ZM247 263H248V262H247ZM176 264H179V262L176 263ZM180 264H181V263H180ZM184 264H185V263H184Z\"/></svg>",
  "mask_w": 264,
  "mask_h": 264
}]
</instances>
